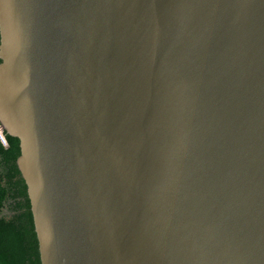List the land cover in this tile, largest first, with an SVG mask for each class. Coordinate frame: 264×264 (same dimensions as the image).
I'll use <instances>...</instances> for the list:
<instances>
[{"label":"water","instance_id":"water-1","mask_svg":"<svg viewBox=\"0 0 264 264\" xmlns=\"http://www.w3.org/2000/svg\"><path fill=\"white\" fill-rule=\"evenodd\" d=\"M0 60L42 264H264V0H0Z\"/></svg>","mask_w":264,"mask_h":264},{"label":"trees","instance_id":"trees-1","mask_svg":"<svg viewBox=\"0 0 264 264\" xmlns=\"http://www.w3.org/2000/svg\"><path fill=\"white\" fill-rule=\"evenodd\" d=\"M4 135L7 144L0 139V264H42L26 185L16 165L19 141L6 131Z\"/></svg>","mask_w":264,"mask_h":264},{"label":"built area","instance_id":"built-area-1","mask_svg":"<svg viewBox=\"0 0 264 264\" xmlns=\"http://www.w3.org/2000/svg\"><path fill=\"white\" fill-rule=\"evenodd\" d=\"M0 139H1V141H2L4 144H7V143H6V139H5V135H4V130H3L2 126H1V124H0Z\"/></svg>","mask_w":264,"mask_h":264},{"label":"rangeland","instance_id":"rangeland-1","mask_svg":"<svg viewBox=\"0 0 264 264\" xmlns=\"http://www.w3.org/2000/svg\"><path fill=\"white\" fill-rule=\"evenodd\" d=\"M7 213V212H6ZM8 214V213H7Z\"/></svg>","mask_w":264,"mask_h":264}]
</instances>
